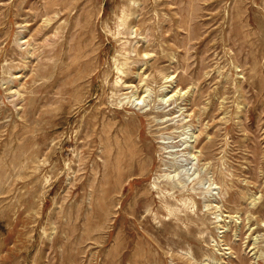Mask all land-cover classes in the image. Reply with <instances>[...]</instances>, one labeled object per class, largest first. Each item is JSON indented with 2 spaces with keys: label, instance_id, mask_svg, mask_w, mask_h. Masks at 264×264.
I'll return each mask as SVG.
<instances>
[{
  "label": "rangeland",
  "instance_id": "obj_1",
  "mask_svg": "<svg viewBox=\"0 0 264 264\" xmlns=\"http://www.w3.org/2000/svg\"><path fill=\"white\" fill-rule=\"evenodd\" d=\"M242 263L264 0H0V264Z\"/></svg>",
  "mask_w": 264,
  "mask_h": 264
},
{
  "label": "bare ground",
  "instance_id": "obj_2",
  "mask_svg": "<svg viewBox=\"0 0 264 264\" xmlns=\"http://www.w3.org/2000/svg\"><path fill=\"white\" fill-rule=\"evenodd\" d=\"M128 19V18H127ZM127 40V39H126ZM15 150V149H14ZM23 154V153H22ZM117 159V158H116ZM26 160V159H25ZM172 196V195H171ZM174 196V195H173ZM243 264V263H242Z\"/></svg>",
  "mask_w": 264,
  "mask_h": 264
}]
</instances>
